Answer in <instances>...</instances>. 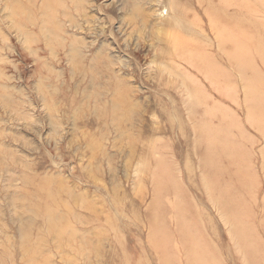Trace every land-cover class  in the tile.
Segmentation results:
<instances>
[{"label": "rangeland", "instance_id": "374dc122", "mask_svg": "<svg viewBox=\"0 0 264 264\" xmlns=\"http://www.w3.org/2000/svg\"><path fill=\"white\" fill-rule=\"evenodd\" d=\"M174 1L0 0V264H264V0Z\"/></svg>", "mask_w": 264, "mask_h": 264}, {"label": "bare ground", "instance_id": "6f19581e", "mask_svg": "<svg viewBox=\"0 0 264 264\" xmlns=\"http://www.w3.org/2000/svg\"><path fill=\"white\" fill-rule=\"evenodd\" d=\"M12 1H16V0H12ZM8 2V1H7ZM12 4V3H11ZM11 4L8 6V7H10L11 8ZM173 7H174V9H175V14H174V19L173 20H175V21H177L178 22V24L177 25H180L183 21H182V19L180 18V13L181 12H183L184 10L185 11H188V9L186 10L184 7H182V6H180V2H179V0H175L173 3ZM19 5H17V7H18ZM17 9V8H16ZM21 10V9H20ZM18 12V11H17ZM23 13V12H22ZM53 15V14H52ZM55 17H56V15H55ZM58 17V16H57ZM19 18V17H18ZM172 18H173V16H172ZM19 23V22H18ZM27 23V22H26ZM180 23V24H179ZM176 24H172V23H165V25H164V28H160L161 30H162V32H164V33H169L168 31H175V33L174 34H172V35H168V34H166V35H168L169 37H168V40L173 44V45H175L176 46V50H178L179 48L181 49V48H184L185 49V51H184V55L185 56H187V53L189 52V49L190 48H188V46H192V39H190L189 37H187V35L186 34H184V32L181 30V27H179V26H177ZM22 26H23V23H22ZM182 28H184L183 26H182ZM226 31H229L228 29H225ZM179 49V50H180ZM177 56H178V53H177ZM186 58H188V57H186ZM175 61V60H174ZM190 62H191V60H190ZM170 63H166V64H164V68H163V70L164 71H169L171 74H173V71H174V69H173V67H172V65L173 64H176V63H173V64H170ZM172 68V69H171ZM215 76V75H214ZM212 77H213V74H212ZM213 78H215V77H213ZM218 78V77H217ZM219 78H220V76H219ZM210 109V108H209ZM48 189H45L44 188V191H43V188H41V193H42V195L45 197L46 195H48V191H47ZM45 193V194H44ZM88 203V202H87ZM60 204V203H59ZM57 204L59 207H60V205H62V204ZM89 204V203H88ZM58 206H56V208L55 209H57L56 210V215H59L58 216V220L60 221L61 219H62V215L60 214V208L58 207ZM68 206V205H67ZM89 207H91V206H89ZM54 208V207H53ZM70 211V210H69ZM91 211V210H90ZM67 213V212H66ZM92 214H94V212L92 213ZM69 215V214H68ZM95 215V214H94ZM65 216H66V214H65ZM71 216H69V217H67V218H70ZM66 219V218H65ZM71 219V218H70ZM69 219V221H71ZM112 219V218H111ZM67 221V220H66ZM67 223H68V221H67ZM69 224V223H68ZM67 225V224H66ZM69 227H71L72 225H71V223L68 225ZM68 226H66V227H68ZM61 227L62 226H55V227H53V230L55 231V232H58L57 230H60L61 229ZM64 228H65V226H64ZM61 232L62 231H60L59 233H60V235H62L63 236V234H61ZM29 238V237H28ZM191 238V237H190ZM30 240V242L32 241L31 239H29ZM189 240V239H188ZM192 241L190 240V243H191ZM28 243V242H27ZM26 243V244H27ZM26 246H28V245H26ZM30 246V245H29ZM29 246H28V249H29ZM86 247V246H85ZM30 248H31V246H30ZM25 249H26V247H25ZM34 248H32V250H33ZM27 250V249H26ZM31 251V250H30ZM26 252V251H25ZM29 252V251H28ZM32 253V252H31ZM6 254V253H5ZM9 254H10V252H9ZM34 254V253H33ZM32 254V255H33ZM27 255V254H26ZM28 255H30L29 253H28ZM33 257H35V255L34 256H31V258H33ZM5 258V257H4ZM30 260H32V259H30ZM34 261H36L35 259H34ZM44 261V260H43ZM37 262V261H36ZM35 262V263H36ZM42 263H44V262H41V264ZM37 264H38V262H37Z\"/></svg>", "mask_w": 264, "mask_h": 264}]
</instances>
